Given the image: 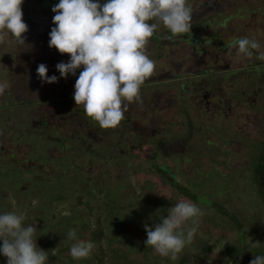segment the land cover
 Instances as JSON below:
<instances>
[{
	"label": "rangeland",
	"instance_id": "1",
	"mask_svg": "<svg viewBox=\"0 0 264 264\" xmlns=\"http://www.w3.org/2000/svg\"><path fill=\"white\" fill-rule=\"evenodd\" d=\"M229 1L233 3L228 5V14H232L235 7H239L240 4L242 5V2L239 0L236 4H234V0ZM199 3L201 4V2ZM247 6L249 7L246 12L255 6L254 1L251 0L248 2ZM256 6L258 7V11L252 19H248V17L245 16L236 23L237 25L243 26L240 37H248L257 40L261 44L260 51H264V0L256 2ZM204 13L205 11L199 9L197 17L202 16ZM260 13L263 14L260 15ZM226 25H228V23ZM229 26L236 30L237 26L235 22H229ZM213 35L215 36V41H217L216 35ZM202 36L206 38L207 32H203ZM8 40H10V37L7 34L4 36L3 41L8 43V46L5 42H0V86H6L4 93L0 95V105L3 106L4 102L8 101L11 103V99L16 101V103L22 104L20 108H0V135L2 136V134H5L4 141L3 143L1 141L0 144V148L3 149V152L0 153V157L5 162H10L11 159L9 156L4 157L3 154L7 152V149H14V164H16L17 160H20L18 162L26 164L38 158L39 165L43 164L52 167L51 169L53 172L56 170L59 174L67 173L69 176L73 175L78 178L85 188V199L95 207V215H101L100 217L102 220L98 221L99 227L103 230L100 244L105 248L106 258L109 264H175L176 260H172L170 256H161L153 247L150 250V257L154 258L155 261L149 260L140 254L133 255L128 253L126 248L118 242L119 240H117L116 235L106 231L107 223L115 218H119L120 214H128V216H130V228L137 227L139 231L143 230L144 226L148 225L149 222L152 223L149 227H153L155 224L160 223L162 215L166 217L169 208L172 207V202L159 195L157 192H152L151 177L154 176L149 173V157L157 141L163 142L167 147L172 141H179L183 137L187 139L185 144L174 142L176 146L171 148H177L179 144L183 146L179 152L169 153V156H165L166 158L158 154L157 163L160 168L168 167L169 172L174 174L173 176H175L178 181L184 182V180H186L188 184H194V182L200 178V181L208 180L209 175L210 177L223 179V177L219 175L226 173L227 168L221 155L226 156L228 153L232 157V160L229 162L233 167L232 169L235 170L246 167L253 161L254 157L257 155L259 146L261 147L264 145V85L260 86L258 82L254 83L255 79L257 81L258 79L255 78L257 67L254 66L253 62L257 60V63L263 67L264 60L257 59L256 55L251 58H239L237 54L234 57L228 55L224 57L228 60L230 69H235L239 66V71L242 72L241 74L243 75L241 78L235 77L236 81H232L228 85H223L226 82L223 84L220 83L218 85L221 89L220 91L215 88L212 89L211 86L210 90L209 88H205L210 95L209 98H207V104L204 105L205 107L197 106L189 110V106H187L189 119L191 121L188 131L184 130L186 126L185 115H182V117L179 116L178 118V113H176L177 110L175 108H168L164 111L159 110L156 114H153V116H158L159 119L166 124V127L162 128L163 131L159 130V132H156L155 130L153 134H150V127L142 129L139 128L140 126H134L132 130L124 132L121 128L117 130H115V128H101L98 122L85 114L83 105L75 104L73 100L75 84H73V87H70L68 82L66 83L64 80L72 81L70 79H74V76H77L78 70H76L75 75L69 74L67 78L60 77V73L53 74L58 78L57 82L46 83V88L45 85L44 87L41 85L39 80H34V75L32 76L24 73L23 68H19L17 73L15 75L11 74L9 78L12 69V56L8 53H3V51L4 49L14 48L15 45L14 42L9 43ZM220 40L221 39L218 40L219 43ZM232 42L233 41L230 39L223 43L230 46ZM220 45L223 46V44ZM230 49L233 50L235 48L231 47ZM7 52H9V50ZM152 60L156 62V65L159 67L161 66L160 61L154 58H152ZM243 70L245 71L243 72ZM223 74L225 75L226 73ZM236 75H238V73L234 76ZM27 77L30 79L28 82ZM258 78L260 82L264 81V75ZM21 81L27 84L29 83V85L41 86L43 97L45 96L44 90H47L50 94L52 93L55 95L53 96L54 98L57 97L59 93L70 95L71 98L67 100H49L47 104L54 106L55 109L53 110L54 112H52V116L46 117L48 119L45 123V121L41 119L42 117H40L41 112H37L41 104L32 103L31 106L27 105V102L34 100V98L31 99V97H29L31 91H26V95L23 94L25 87L24 91L22 87L19 89L18 86ZM255 85L257 89H255ZM224 86H226L225 88L227 89H224ZM259 86L260 89H258ZM241 91H244L243 93L246 94L244 103L242 102L243 96ZM146 92H149L150 96L156 92L157 94H161L162 97H167V94L170 97V95L173 94L172 90H165L162 87H148ZM219 92H221V94H219ZM145 94L146 93H141L143 102H146V100H144L146 98ZM255 96H257L256 102L253 100ZM159 99L162 101V98ZM188 101L189 100H187V102ZM151 109L152 107L149 105L147 111ZM141 112V108H137L136 111L130 112L129 116L135 120L139 119V122L143 123ZM129 118H127V121H129ZM169 122H174V124L168 125ZM64 123L68 125L67 137L76 138L72 150L68 151L66 148L64 152L57 146V153L55 152L56 150H54V155H46L44 149L54 145L53 138L57 136L56 131L58 133L66 131L65 127H63L66 125ZM70 123L73 130V137L70 135ZM57 124L60 125L57 126L56 131H49ZM61 124L64 125L62 126ZM95 126H99L101 129L96 130L94 128ZM153 127H155V125ZM11 129L14 130L12 131L13 137L8 138L6 134ZM110 130H114V132ZM190 141H192V143ZM63 142L65 146L69 145V139H64ZM218 143L223 144L227 153L218 152L221 150V147L217 146ZM65 154H67L68 157ZM56 155L57 157L55 158ZM61 158L65 160V163L60 165L62 166L61 169H57V167L60 166H52L54 161ZM106 158H110V161L107 162ZM72 161H75L73 164L77 165V168L71 169L68 173L66 165H70ZM125 162L132 163L129 166V168H131V174L133 173L134 175L132 179L136 178L135 180H137V178L140 177L144 180L142 182V187L138 185L135 180L132 181L134 184L131 185L134 186H130V178L127 179V176L124 175L125 173L127 174V172H125ZM27 165L26 168L30 167L31 164ZM26 168H13L11 166L8 170L0 168V180L3 187L6 188L5 190H7L6 192L10 199V192H12V189L8 188V186H12L15 182L16 184L18 183L17 187L24 183L27 184V181L34 175L33 170L29 171ZM235 170L232 172L229 170L231 177L236 176L237 172ZM39 174L42 175L41 172H39ZM84 175H88L89 178L93 180L91 191H89V187L85 185L86 179H84ZM64 176L56 180V185L48 184L49 186H47L45 192L54 193L62 190L65 194L64 199H69V193H74L75 189L72 182L68 179L69 176L66 174ZM212 180V183L206 184L215 183L218 188L223 184L216 183L214 178ZM233 182L234 180L231 178L228 180V183ZM42 184L44 183L41 182V185ZM99 184L102 186V193L96 190ZM156 185L157 188L160 187L157 179ZM137 187L139 191L136 190ZM116 189L121 191L117 192L115 195L116 198L113 199L112 192ZM247 191L249 192L250 189ZM107 194L109 196L108 199H106ZM136 194L138 195L137 198ZM32 202L30 196L24 195L23 197H19L18 209L12 200H6L4 209L6 212H14L17 215L23 214L27 217V215L33 214ZM132 206L136 208L132 209ZM65 208L69 209L68 207ZM201 208L205 214L201 217L194 218L199 221L198 230L192 242L185 246L182 252L178 254V257L185 254L189 255L195 248L201 246V244L208 243L216 247V249L207 254V256L199 258L198 264H235L234 262H229L230 260L228 261L222 252L219 251V246L224 242H228L229 244L236 243L237 237L235 228L227 218L219 217V219L215 221L209 209L205 207ZM132 210H134L133 215H130V211ZM66 211H64L63 214H66ZM242 213L243 214L238 215L237 218L242 222L244 227H246L245 224L253 223L256 220L254 216L250 214L244 215V211H242ZM105 214L108 215L109 219H104L103 215ZM139 219H142L141 221L146 223H136ZM33 224L36 228H39L36 222ZM189 226H191L190 223ZM90 228V226H84L81 234H78V232L76 233L75 240L65 239V236H57L53 243L49 245L45 243L41 249L49 252L47 264H94V259L91 256L88 258L74 259L70 255L72 244L76 243L78 240H87L91 237L93 232ZM38 231H40V228L37 229V232ZM251 236L252 235H250V237ZM256 236L257 235L254 237ZM256 238H261V235ZM249 240L251 242L256 241H252L253 238L252 240L249 238ZM262 240L263 239H261V241ZM95 245L97 247L96 243ZM0 246H2V241H0ZM96 247L93 252H97V254L100 255ZM0 257L7 262L5 256L0 254ZM166 260H168V262H165Z\"/></svg>",
	"mask_w": 264,
	"mask_h": 264
},
{
	"label": "clouds",
	"instance_id": "2",
	"mask_svg": "<svg viewBox=\"0 0 264 264\" xmlns=\"http://www.w3.org/2000/svg\"><path fill=\"white\" fill-rule=\"evenodd\" d=\"M22 3L0 0V42L10 33L17 46H25L22 34L28 26L22 19ZM51 10L56 26L49 32L48 46L70 56L56 69L60 77L67 78L84 66L74 85L73 100L83 105L85 114L103 129L119 126L127 118L130 104L143 106L141 86L156 70V62L146 48L153 34L161 26L173 34H190L192 29V8L186 0H108L103 5L98 0H59ZM230 47L237 49L238 56L256 55L264 60V51L255 39L237 38ZM36 72L43 82H57L55 75H47L43 63ZM5 87L0 86V95ZM157 193L172 198L167 190ZM204 214L196 202L179 195L160 223L144 226L145 246L177 260L198 230L199 221L194 218ZM25 219L14 212L0 214V254L7 258V264H47L49 252L38 247L37 228L33 224L24 226ZM67 235L75 240L76 230H69ZM95 247L93 241L78 240L72 244L70 255L74 259L88 258ZM249 264H264V255H256Z\"/></svg>",
	"mask_w": 264,
	"mask_h": 264
},
{
	"label": "trees",
	"instance_id": "3",
	"mask_svg": "<svg viewBox=\"0 0 264 264\" xmlns=\"http://www.w3.org/2000/svg\"><path fill=\"white\" fill-rule=\"evenodd\" d=\"M21 104L22 103H16V101H13L11 99V103L10 101L4 102L3 106L0 105V108L2 107L20 108ZM64 124L61 125L63 126ZM59 125L60 124L53 126L49 131H53V132L56 131V128ZM66 125L63 126L65 127L66 131L60 133L56 131L57 136L53 138L54 145L50 148L44 149V153L46 155L50 156V155H54L53 153L55 152L57 153L56 150L57 146L61 151H64L66 148L68 149V151L72 150V146L76 138H71L69 136L67 137L68 125L67 127ZM69 127H70V135H72L73 137V130L71 127V123ZM94 128L97 130L100 127L95 126ZM13 129H11L6 134L8 138L13 137L12 135L13 134L12 131H14ZM15 129L19 131L17 128ZM2 136L0 135V144L1 141L3 143L5 134H2ZM64 139H69V145L67 146L64 145L63 142ZM217 146L221 147V150L218 152H226L222 143L220 144L218 143ZM2 150L3 149L0 148V153L3 152ZM54 150L56 151L54 152ZM170 151L169 150L164 151L159 144H155V147L150 153L149 163H148L149 173H151V175L154 176L151 177V181H152L151 185L153 187L152 192L156 193L162 190H167L172 197L170 200V202H172L171 206H174V203L176 202V199L178 198L179 195H183L196 202L200 207H205L206 209H209L215 221H217L219 217L227 218L228 221L231 223V225H233V227L236 230L237 241L236 243L233 244H229L228 242L222 243L219 246L220 248L219 251L222 252V254L225 256V258L228 261L230 260L229 262H234L235 264H249V262L252 259H254L256 255H264V145L261 147L259 146L257 155L254 157L253 161L250 162L246 167L240 168L239 170L232 169L233 167L229 162L232 160V157L227 152H226L227 153L226 156H223L219 153L222 156V159L224 160V164L227 168L226 173L219 175L220 177H223L224 181L222 178H216L212 176L210 177V175L207 174L209 175L208 180L200 181L201 179L200 178L196 182L193 181L194 184H188L186 180H184V182L178 181L176 177L173 176L174 174L169 172L168 167H164V168L159 167L157 163V157L159 156L158 154L162 155L163 158H166L165 156H169ZM14 153H15L14 149H7V152L4 153L3 155L4 157L9 156L11 160L10 162H5L0 157V168L3 169L5 168L6 170H8V168H10L11 166L13 168L21 167V169L22 168L25 169L26 166H28L27 164H31L30 167L26 169L29 171L33 170L34 175L31 176L29 181H27V184L24 183L23 185L17 187L18 183L16 184L15 182V184H12V186L10 187L8 186V188L12 189L11 190L12 192L8 191L11 193V199L8 197L6 192L7 190H5L6 188L3 187V184L0 180V214L6 213L4 209L6 200H12V202L14 201L16 208L18 209L19 197L21 196L23 197L24 195L30 196L31 201H33L32 202L33 212L31 211L33 214L27 215L24 221L25 223L24 226H28L29 224H33L35 222L37 223V225H39L38 227L40 228V231H38L36 234L37 236L36 244L38 245L39 248L43 247L45 243H48V245L50 243H53V241H55L57 236H65L64 237L65 239H69L67 234L71 229H75L76 233L78 232V234H81V231L84 226H90L91 227L90 229H92L93 233L90 238L88 239L85 238V239L96 243L97 244L96 248L98 249L100 254L98 255L97 252H92L90 256L93 257L94 264H109L108 259L106 258L107 256H106L105 248H103L100 244V242L102 241L101 234L103 230L99 227L98 221L102 220L100 217L101 215H95L94 212L95 207L91 203H89L87 199H85V195H84L85 188L83 186V183L80 182L78 178L74 177L73 175L69 176V174L65 173L67 176H69L68 179L72 182V185L75 189L74 193H69V197H68L69 199L67 200L64 199L65 194L62 190L54 193L45 192L47 186H49L48 184L56 185V180H58L60 177L64 176L65 174H59L58 172H56V170L55 172H53L51 169L52 167L43 164L39 165L38 158L32 160L31 163L24 164L18 162L20 160H17L16 164H14V159H13ZM65 155L67 156V154ZM56 157L57 155L55 156V158ZM106 159L107 162L110 161V158H106ZM74 162L75 161H72L70 165H66L68 168L67 169L68 173L71 169L77 168V165L73 164ZM62 163H65V160L63 158L54 161L52 163V166L53 165L60 166ZM125 164H126L125 172H127V174L125 173L124 175L127 176V179L130 178L129 184L131 186L132 184H134L132 181L136 179V178L132 179L134 175L133 173L131 174V170H130L131 168H129V166L132 163L130 164V162L129 163L125 162ZM61 168L62 166L57 167V169H61ZM229 170L230 172L235 170L237 172L236 176L231 177V173H229ZM39 172H41L42 175L39 174ZM213 178L216 181V183H223V184H221L219 188L217 187V185H215V183L209 185L206 184V183H212ZM230 178L234 180L233 183H228V180ZM84 179H86L85 185H87V187H89V191H91L92 190L91 185L93 184L92 178L90 179L88 175H84ZM156 179L158 180V184L160 186L159 188H157ZM135 181H137L138 185H140L141 187L143 186L142 182L144 180L142 178L138 177L137 180ZM41 182L44 184L41 185ZM101 187H102L101 184H99L96 187V190L99 193H102ZM137 188L136 190L139 191V188L138 189ZM248 189H250L249 192L247 191ZM120 191L121 190H117V189L113 191L112 198L113 199L116 198L115 195L117 194V192ZM108 197L109 196L107 194L106 199H108ZM137 197L138 195L136 194V198ZM37 199H38V203H37ZM65 207H68L69 209ZM134 208L136 207L132 206V209ZM66 210H68L69 212ZM64 211H66V214H63ZM133 211L134 210L130 211V215H133ZM242 211H244V215L250 214L254 216L256 220L253 223L251 222L245 224L246 227H244L242 225V222L237 218L238 215L243 214ZM103 216L104 219L108 218L107 214ZM141 220L142 219H139L136 223L139 224L146 223ZM129 223H130V216H128V214L125 215L120 214L119 218L117 219L115 218L114 220H111L107 223L106 231H108V233L110 234L116 235L117 240H119L118 242H120V244L126 248V251L128 253H131L133 255L140 254L145 256L149 260H154V258L150 257V250L152 247L145 246L144 244V241L147 239V234L145 230L143 229L138 231L139 228L137 227L130 228ZM149 225H152V223L149 222L148 226ZM250 235L252 236L250 237ZM255 235H257L258 237H260L261 235V238H256L257 236L254 237ZM249 238L251 240L253 238L252 241L255 240L256 241L251 242ZM261 239L263 240L261 241ZM215 249L216 247L212 246L211 244L208 243L201 244V246L195 248L189 255L185 254L179 256L175 264H198L199 258L207 256V254H209ZM165 262H168V260H166ZM0 263L7 264V262L4 261L1 257H0Z\"/></svg>",
	"mask_w": 264,
	"mask_h": 264
},
{
	"label": "flooded vegetation",
	"instance_id": "4",
	"mask_svg": "<svg viewBox=\"0 0 264 264\" xmlns=\"http://www.w3.org/2000/svg\"><path fill=\"white\" fill-rule=\"evenodd\" d=\"M237 1L238 0H234V4H236ZM239 1L242 2V5L240 4L239 7H235L232 14H228V5L233 3L229 0H186V4L192 8L191 33L173 34L166 27L161 26L160 30L153 34L150 38V43L146 46L147 54L150 59L154 58L160 61L161 66L159 67L156 65L155 74L146 79L141 86V93H146V98L144 99L146 102H143L142 107L137 106L135 103L130 104V109L126 114V117L129 118L130 112L136 111L137 108H141L143 123H140L139 119L135 120L130 117L129 121H127L126 118L115 130L121 128L126 132L132 130L134 126H140L139 128L142 129L150 127V134H153L155 130L159 132V130L161 131L162 128L166 127V124L159 119L158 116H153V114H156L159 110L164 111L168 108H175L177 110L176 113H178V118L179 116L182 117V115H185L186 126L184 130L188 131L191 121L189 119L187 106H189V110L197 106L205 107L204 105L207 104V98L210 96L208 90L205 88H209L210 90L212 87V89L215 88L220 91L221 89L218 86L220 83L223 84L226 82L223 85H228L230 82L236 81L235 77L241 78L243 74L239 71V66L235 69H230L228 60L224 58L227 57V55L234 57L237 54V49L231 50V47L223 42L230 39L234 41L237 38H241L240 34L243 26L237 25L236 22H239L241 18L245 16H247L248 19H252L258 11L256 2L260 0H252L255 6L248 12H246L249 7L247 5L251 0ZM98 2L103 5L107 3L108 0H98ZM199 2H201V4ZM57 3H59V0H23L22 19L28 26V31L22 34L26 38L25 46H17L16 38L9 33L8 36L10 40L8 41L9 43L14 42L15 47L4 49L3 51V53H8L12 56V69L9 78L11 74L15 75L19 68H23L24 73L32 76L34 75V80H39L41 85L43 87L45 85L46 88V82L41 81L37 75V66L41 63L45 64L48 69L47 75L52 76L53 74L59 73L56 69V65L59 62L63 61L66 63L69 61V54H60L55 47L50 48L48 46L49 32L56 26L52 23V18L55 13H53L51 9ZM199 9L205 11V13L197 17ZM262 14L263 13H260V15ZM229 22H235L237 26L236 30L229 26ZM227 23L228 25H226ZM203 32H207L206 38L202 36ZM213 34L216 35L217 41H215V36ZM219 39H221L220 43L218 42ZM220 44H223V46ZM6 45L8 46V43H6ZM8 50L9 52H7ZM237 57L242 58L244 56ZM253 63L254 66L257 67L255 78L258 79V81L255 79L254 83L258 82L260 86L264 85V81L260 82L258 78L264 75V66L262 67L257 63V60ZM83 68L84 66L82 65L77 69L79 72L77 76H74V79H70L72 81H64H66V83L68 82L70 87H73V84H75ZM244 71L245 70H243V72ZM223 73L226 74L224 75ZM237 73L238 75L234 76ZM28 80L30 79L27 77V82ZM256 85L255 89H257ZM260 86L258 89H260ZM18 87L19 89L22 87L23 91L25 87V91L23 92L24 95H26V91H31L29 97H31V99L34 98V100L28 101L27 105L31 106L32 103L41 104L37 112H41L40 117H42L41 119H43V121H47L48 118L46 117L52 116V112H54L53 110L55 109L54 106L47 104L49 100H67L71 98L70 95H66L65 93H59L58 96L54 98L53 96L55 95L52 93L50 94L47 90H44L45 96L43 97L41 86L29 85V83L27 84L22 81ZM148 87H162L165 90H172L173 94H171L170 97L168 94L167 97H162L161 94L154 92L153 95L150 96L149 92H146ZM225 87L226 86H224V89H227ZM243 92L241 91L243 96L242 102L244 103L246 94ZM219 94H221V92H219ZM256 97L257 96L253 97L254 102L257 101ZM159 98H162V101ZM187 100L189 101L187 102ZM149 105H151L152 109L147 111ZM172 124H174V122L168 123V125ZM154 125L156 129L153 127ZM110 131L114 132V130ZM186 141L187 139L183 137L179 141L170 142L167 147L163 142L157 141L155 144H159L164 151L171 150V153L179 152L180 149L183 148L180 144H185ZM174 142H180L177 148H171L176 146ZM190 142L192 143V141Z\"/></svg>",
	"mask_w": 264,
	"mask_h": 264
}]
</instances>
